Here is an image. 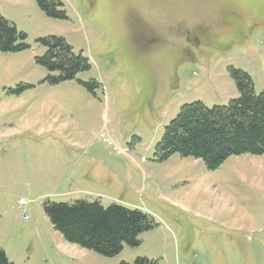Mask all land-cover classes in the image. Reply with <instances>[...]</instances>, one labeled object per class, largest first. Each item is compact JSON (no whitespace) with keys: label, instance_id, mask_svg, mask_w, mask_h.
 Returning a JSON list of instances; mask_svg holds the SVG:
<instances>
[{"label":"rangeland","instance_id":"374dc122","mask_svg":"<svg viewBox=\"0 0 264 264\" xmlns=\"http://www.w3.org/2000/svg\"><path fill=\"white\" fill-rule=\"evenodd\" d=\"M62 2L66 18L36 0H0L28 45L0 51V249L13 264H264V154L212 170L156 155L183 104L240 95L232 68L264 92V0ZM48 36L90 69L53 81L37 62ZM79 199L142 210L155 227L114 256L83 248L44 211Z\"/></svg>","mask_w":264,"mask_h":264},{"label":"trees","instance_id":"16d2710c","mask_svg":"<svg viewBox=\"0 0 264 264\" xmlns=\"http://www.w3.org/2000/svg\"><path fill=\"white\" fill-rule=\"evenodd\" d=\"M36 2L50 17H67L62 0ZM25 37L0 13L1 52L25 49L28 46L23 41ZM40 40L47 50L37 57V62L58 73L51 77L53 81L73 79L79 72L90 69L89 58L76 53L65 38L48 36ZM231 74L240 95L224 105L207 106L202 101L183 104L157 143L156 155L160 160L179 153L203 159L212 170L233 155L264 154V92L256 93L248 72L232 68ZM44 211L66 241L109 257L121 252L124 244L139 245L140 235L155 227L154 219L142 210L120 204L105 207L98 200L47 201ZM0 264H13L3 249ZM121 264L156 263L138 257L132 263Z\"/></svg>","mask_w":264,"mask_h":264},{"label":"built area","instance_id":"2783aa9c","mask_svg":"<svg viewBox=\"0 0 264 264\" xmlns=\"http://www.w3.org/2000/svg\"><path fill=\"white\" fill-rule=\"evenodd\" d=\"M27 216L25 215V218H26Z\"/></svg>","mask_w":264,"mask_h":264}]
</instances>
